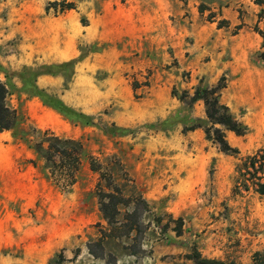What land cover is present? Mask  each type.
Wrapping results in <instances>:
<instances>
[{"label": "rangeland", "instance_id": "obj_1", "mask_svg": "<svg viewBox=\"0 0 264 264\" xmlns=\"http://www.w3.org/2000/svg\"><path fill=\"white\" fill-rule=\"evenodd\" d=\"M177 1L157 19L146 12L136 18L132 0H0V80L11 84L6 104L23 113L32 146L54 135L82 148L78 180L64 189L44 177L41 148L38 157L11 131L0 132V264H253L254 254L264 253V195L250 183L246 190L239 171L243 157L264 149V47L257 32L264 6ZM63 3L74 8L62 10ZM152 25L161 28L140 32ZM30 75L91 125L29 96L23 79ZM222 76L221 102L248 129L244 136L225 132L239 155L219 152L203 129L183 131L206 116L201 101L192 108L181 103L182 92L192 95ZM170 118L172 126L164 127ZM115 128L130 132L112 134ZM90 157L124 197L142 199L138 232L108 238L102 248L95 242L109 227ZM170 217L182 220L180 236Z\"/></svg>", "mask_w": 264, "mask_h": 264}, {"label": "trees", "instance_id": "obj_2", "mask_svg": "<svg viewBox=\"0 0 264 264\" xmlns=\"http://www.w3.org/2000/svg\"><path fill=\"white\" fill-rule=\"evenodd\" d=\"M258 5L264 6V0H256ZM62 10H71L74 8L73 3H63ZM264 13V8L262 9ZM220 26V25H219ZM257 32L261 36L264 47V28ZM260 58L264 60V51L260 53ZM70 63L61 64L58 66H50L46 69L45 74L55 75ZM2 67L0 66V71ZM24 91L32 97H37L43 105L52 108L64 118L82 126L91 125V118L76 112L72 108L66 106L58 98L47 94L44 90L37 87L34 76L25 77ZM135 83L134 86H136ZM11 84L4 83L0 80V132L11 131L12 137L16 140L24 141L30 149L35 151L39 157V152L36 150L41 148L44 153L46 167L42 169L44 177L51 180L55 185L64 189H71L78 180V173L81 166L82 148L80 143H75L70 140H62L54 135H51L48 141H39L32 146L27 132L23 129L25 117L23 113L17 109L10 108L6 104L8 95V87ZM226 88L225 76L220 77L216 84L212 86H199L193 94L183 91L180 95V102L186 107L192 108L193 105L201 101L205 108L206 120L201 121L196 119L191 121L183 129L184 132L193 131L195 129H203L205 137L210 141L219 152L225 155H239V150L230 145L227 141L225 132L230 131L236 136H244L248 129L240 122L230 111L228 106L221 102L222 91ZM173 118H170L162 123L164 127L172 126ZM129 130L115 128L111 131L112 134H126ZM47 135V130L43 132ZM47 137V136H46ZM47 144L46 146L44 144ZM35 146L37 148H35ZM90 170L99 175V181L96 184V197L98 200L99 211L102 219L107 223L108 231H100V237L95 242L102 248V243L108 238L130 237L137 233L140 228L138 220L137 202L142 201L141 198L134 201V198L124 197L120 187L114 183L111 174L102 171V165L93 157L89 158ZM239 171L242 174L244 188L247 190L250 187L260 194L264 195V149H259L250 155H246L240 160ZM134 204L131 212L128 208ZM136 205V206H135ZM122 208L126 210L122 212ZM170 221L176 224L174 229L177 236L181 235L182 220L180 218ZM90 254L94 255L90 247ZM135 253H132V255ZM95 256V255H94ZM200 258V257H198ZM58 264V263H56ZM198 264H236L235 262H223L210 259H200ZM253 264H264V253L256 252L254 254Z\"/></svg>", "mask_w": 264, "mask_h": 264}, {"label": "crops", "instance_id": "obj_3", "mask_svg": "<svg viewBox=\"0 0 264 264\" xmlns=\"http://www.w3.org/2000/svg\"><path fill=\"white\" fill-rule=\"evenodd\" d=\"M132 2V6L136 12V18L139 17V13L141 14L142 12H146V15L149 17L157 19H162L164 16L168 15L170 10L173 8L172 5L174 3H178L177 0H132ZM144 4L147 5V8H143ZM160 28L161 27H158L157 25H152L151 27H146L144 31L140 32H142V34H146L154 29L159 31ZM229 133L231 134V132Z\"/></svg>", "mask_w": 264, "mask_h": 264}]
</instances>
